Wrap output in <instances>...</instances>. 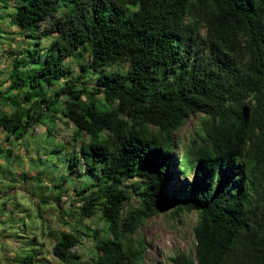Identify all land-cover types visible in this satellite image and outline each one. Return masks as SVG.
I'll use <instances>...</instances> for the list:
<instances>
[{
    "label": "trees",
    "instance_id": "1",
    "mask_svg": "<svg viewBox=\"0 0 264 264\" xmlns=\"http://www.w3.org/2000/svg\"><path fill=\"white\" fill-rule=\"evenodd\" d=\"M8 20L37 48L30 60L12 51L7 92L31 90L4 98L0 128L41 124L61 102L82 150L71 172L90 179L75 189L79 216L107 226L83 233L91 262L72 232L56 238L57 258L144 264L141 227L173 208L198 223L194 254L172 264H264V0H20ZM193 115L179 154L175 133Z\"/></svg>",
    "mask_w": 264,
    "mask_h": 264
},
{
    "label": "rangeland",
    "instance_id": "2",
    "mask_svg": "<svg viewBox=\"0 0 264 264\" xmlns=\"http://www.w3.org/2000/svg\"><path fill=\"white\" fill-rule=\"evenodd\" d=\"M19 2L0 0V109H9L4 98H22L24 92L31 90L29 87L24 92H7L12 51H23L30 60L37 48L34 41L11 34L18 32L9 23L8 14L15 12ZM67 63L71 64L75 78L79 73L77 62L67 60ZM115 69L125 71L127 67L111 68ZM66 82L62 80L56 86ZM84 83L91 87L95 82L87 79ZM44 90L52 101L54 89L45 86ZM62 109L61 102H55L45 112L41 124L23 126L12 133L0 128V264H21L24 259L32 264H65L54 255L53 246L57 237L68 232L81 235V243L74 251L89 263L96 253V240L83 233L90 228L105 235L107 226L100 214L88 220L79 216L82 201L75 189H81L90 179L71 172L70 162L81 156L82 150L72 140L74 127L66 125ZM200 118V115L191 116L175 133V140L180 143L177 153L181 154L194 137ZM81 168H85L83 162ZM197 223L196 212L174 215L173 208L149 219L139 231L148 245L144 264H172V257L193 255Z\"/></svg>",
    "mask_w": 264,
    "mask_h": 264
}]
</instances>
